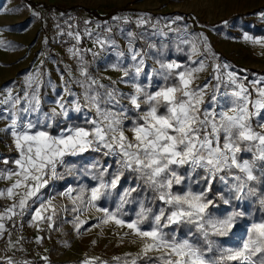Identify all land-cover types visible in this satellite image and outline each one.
Instances as JSON below:
<instances>
[{
    "label": "snow or ice",
    "instance_id": "obj_1",
    "mask_svg": "<svg viewBox=\"0 0 264 264\" xmlns=\"http://www.w3.org/2000/svg\"><path fill=\"white\" fill-rule=\"evenodd\" d=\"M259 15L264 19V9ZM124 22L128 23L126 19ZM147 23L143 17L136 20L138 27ZM68 27L61 35L74 41L68 51L80 63L83 79L76 84L81 92L76 94L65 82L64 94L53 101L55 107L44 111L38 70L26 77V88L21 92L14 94L9 88L0 98V105L4 106L0 107V119L8 121L0 131L10 134L16 153L11 162L15 167L0 170V179L12 181L0 191V198L12 201L0 212V238L7 232L4 221L25 214L30 215L32 226L38 231L42 230V223L51 229L57 208L51 198L40 199L41 189L50 180L61 178L57 169L64 164L66 156L92 151L114 160L103 165L93 163L85 170V175H91L98 182L95 186L81 188L75 197L71 196L73 189L64 195L72 199L73 212L94 209L101 214L97 217L100 223L127 228L124 235L139 240L140 252L135 256L129 254L130 258L123 261L120 257L114 258L117 264H138L139 261L145 264H257L254 258L264 264V219L251 223L246 238L236 247H217L213 239L233 232L237 221L248 213L240 202L256 197L257 186L264 185V77L245 83L247 77L241 79L227 71V64L216 63L211 66L214 83H196L197 74L208 67L205 59L216 58L202 34L203 52L195 42L181 40L191 44L194 55L202 57L192 62L196 66L185 68L161 58L156 60L159 67L148 72L147 59L162 54L137 47L136 33H126L125 52L118 50L115 39L109 35L112 28H105L103 32L86 30L82 34L71 25ZM84 36L97 49H87L93 57L116 49L117 62L111 68L122 72L119 82L129 84L130 92H122L115 86L116 81L104 84L88 73L85 50L79 47ZM243 38L264 46V39H253L247 33ZM3 46L5 42L0 40V47ZM148 48L154 49L156 44L149 43ZM125 60L130 63L126 64ZM155 77H160L163 83L154 85ZM153 86L155 90L148 91ZM72 112L94 115L85 120L87 127L65 124L58 135L49 131L58 118L67 120ZM2 163L8 165L9 159L4 158ZM113 164L116 168L109 171ZM126 171L135 174L141 183L118 192L119 202L114 210L99 206L102 198L111 196L118 188ZM193 174L204 183L201 191L194 192L190 187L183 194L174 191V186L186 180L190 183ZM215 181L225 187L227 197L223 192L220 194L225 204L237 201L234 210L223 216H214L210 211L216 206L208 195ZM141 190L145 198L138 201L140 210L136 218L123 219L121 209L135 199L133 192L139 195ZM145 200L158 201L159 207L153 211L152 207L145 206ZM37 201L38 206L33 207ZM259 202L264 206V190L260 192ZM84 223L77 215V231ZM146 223L147 228L142 227ZM182 225L190 227L185 238H178L176 229ZM22 239L10 241L12 247ZM41 240L42 237L36 238L37 243ZM42 259L47 261V257ZM8 264H13L11 258ZM82 264H95V261L85 259Z\"/></svg>",
    "mask_w": 264,
    "mask_h": 264
},
{
    "label": "rangeland",
    "instance_id": "obj_2",
    "mask_svg": "<svg viewBox=\"0 0 264 264\" xmlns=\"http://www.w3.org/2000/svg\"><path fill=\"white\" fill-rule=\"evenodd\" d=\"M35 1L53 8L51 10L35 9L22 0H0V6H2L0 40H3L6 45L0 47V98L6 95L9 88L14 94L21 92L26 88V77L38 70L42 81L40 94L44 111H50L55 107L53 101L64 94L65 82H68L67 87L76 94L81 92L76 84L77 80L83 79L80 75V63L68 51L74 41L66 35H61V31L69 30V25L82 34L86 30L103 32L105 28H112V33L109 35L115 39L119 46L118 50L125 52L127 50L126 33L128 31L136 33L137 47L150 52L160 51L162 54L155 59H147L146 63L150 66L146 68L148 72L159 67L156 60L161 58L165 62L179 63L185 68L196 66L192 62L202 57L194 55L191 44L182 43L181 40L187 39L195 42L203 52L201 34L207 37L210 52L215 54L216 58L211 59L209 56L205 59L208 67L204 72L197 74L196 83L203 84L205 81L214 83L211 80V66L216 63L227 64L229 66L227 71L236 73L241 79L247 77L245 83L254 78L257 79L258 76L263 75L260 73L264 72L260 71L264 70V46L245 41L243 38L247 33L253 39H264V19L259 15L260 10L264 9V0H125L120 4L113 3L112 5L109 2L113 0H104L106 3H100L102 0ZM116 10H123L125 14L110 15ZM89 11L101 17L109 15L106 19L99 20L95 15L88 13ZM235 14H242L244 17L232 19L231 16ZM114 17L120 19H114ZM140 17L148 21L143 27H138L136 24V20ZM178 17L180 19H177ZM125 19L128 23L124 22ZM204 23L209 25H204ZM121 29L124 30L123 34ZM149 43H155L156 48L149 49ZM79 47L85 50L84 64L91 76L104 84L116 81L115 86L122 92L131 91L129 84L119 82L122 72L111 68V65L117 62L116 49L101 52L99 56L93 57L87 52V49L93 48L92 40L87 36H84ZM93 51L97 49L93 48ZM247 62L253 68H243L237 64ZM125 63H130V61L125 60ZM253 70L259 73H252ZM141 79L143 80V77ZM143 82L147 83V81ZM162 83L160 77L154 78V85ZM154 90V86L148 89V91ZM65 99L68 97L65 96ZM0 107L4 106L0 105ZM92 115L94 114L88 112H72L67 120L58 118V122L49 131L57 130L55 132L57 133L59 128L72 122L77 126L80 119H87ZM7 123V120L0 119V129H3ZM97 155L101 154L89 151L64 158V164L59 166L58 171L61 178L56 179L55 187L51 192L45 189L57 208L53 227L49 229L47 224L42 223L40 225L42 230L38 231L32 226L30 215L26 214L28 242L22 239L19 244L12 247L10 241L15 242L19 238H16L9 230L4 239L0 238V264H8V258H11L13 264H24V262L28 264H82L85 259H94L95 264H117L114 258L120 257L123 261L130 258L129 254L135 256L140 252L139 240L134 236L124 235L128 231L127 228H120L114 223H100L97 217L101 214L94 209L80 213L73 212L72 199L64 195L69 189H73L71 196L75 197L81 188H91L98 183L92 179L91 175L84 174L93 163L105 164V161ZM4 158L11 160L10 164L16 158V153L13 151L10 134L0 131V170L15 167L3 164ZM105 158L108 162L114 160L111 157ZM115 168H110L109 171ZM183 171L182 169L181 172ZM196 181L197 179L191 180L189 183L186 180L185 183L174 186V191L183 194L190 187L192 191L199 192L202 181L199 183ZM0 186H3L1 182ZM129 187L132 185L127 181L116 192L113 190L111 196L106 197L105 200L113 196L114 201L119 202L117 193ZM263 189L264 185H258L257 196L240 202L242 208L246 207L249 211V207L254 202L260 204L259 197ZM219 190L220 194L223 192L227 197L225 187L220 182ZM5 200V204L1 203L0 211H4V208L12 203L8 204L7 199ZM221 201L223 206H216L214 211H211L214 216L226 215L234 210L237 203L235 200L231 204ZM249 214L248 212L246 216ZM77 215L80 221H86L79 231L75 227ZM259 221L251 220L245 223L240 232L229 241L217 244V247L238 246L246 238V230L250 224ZM11 224L12 220H7L8 229ZM37 237H42L39 243L36 242ZM177 237L184 238L179 235ZM133 240L137 242L133 243ZM150 255L157 254L151 253ZM42 257H47V261ZM138 264H145V262L139 261Z\"/></svg>",
    "mask_w": 264,
    "mask_h": 264
},
{
    "label": "trees",
    "instance_id": "obj_3",
    "mask_svg": "<svg viewBox=\"0 0 264 264\" xmlns=\"http://www.w3.org/2000/svg\"><path fill=\"white\" fill-rule=\"evenodd\" d=\"M24 3L29 4L31 7L35 8V9H44V10H51L53 7L50 5H47L45 3L42 2H37L35 0H22ZM58 9V8H56ZM123 10H116L110 13V15H114L116 13H121ZM92 15H95L96 18H98L99 20H104L107 18V16H99L97 13L95 12H88ZM244 17L242 14H235L233 16H231L232 19L235 18H242ZM204 25H209V24H205ZM260 35V34H258ZM252 73H259L256 71H251ZM264 75V72L260 73ZM77 126H80V122L77 123ZM53 134L55 133V130L52 131ZM98 157H100L101 159H103V161H107V159L103 156V155H97ZM111 162V161H110ZM114 165V164H113ZM112 168H115V165L112 166ZM200 180V177L196 174L193 175L192 180ZM127 181H129L130 185H132V187H135L137 184L141 183V181L138 180L137 176L135 174H131L129 172H124L123 176L121 177V183L120 185H118V189H120ZM204 188V183L202 181L201 185L199 186L200 191ZM116 190L114 192H116ZM264 190V189H263ZM114 194V193H113ZM209 198L213 199L215 201V205L218 207H222L223 203L220 199V190H219V181H215L214 182V187L213 190L211 192L208 193ZM132 197H134L135 199H131V202L125 204L123 206V208L121 209V213H122V218L125 220H131V219H135L136 218V213L140 210V205L138 203L139 200H143L145 198V193L144 191H140L139 195L136 192L132 193ZM118 202L114 201V197H110L108 200H105V198H102L101 201L98 202V204L100 206H105L108 207L110 210H114L116 208ZM145 206L146 207H152L153 211H156L157 207H159V202L158 201H151L149 202L148 200H145ZM215 206V207H216ZM215 208L210 209V211H214ZM250 214L248 216H244L241 217L238 221H237V225L234 228L233 232L229 233V235L227 236H223V237H214L213 239L216 240L217 244H222L226 241H229L236 233L240 232L244 226L245 223L251 221V220H261L264 219V207H262L260 204L254 202V204L252 206L249 207V211ZM147 223L145 225H143L142 227L147 228ZM188 225H182L180 226L178 229H176V234L179 236H183L185 238L186 234L188 233L189 230ZM173 228H175V226H173ZM165 231H170V229H166ZM257 259V264H259V260L258 258H254ZM144 262V261H142Z\"/></svg>",
    "mask_w": 264,
    "mask_h": 264
},
{
    "label": "crops",
    "instance_id": "obj_4",
    "mask_svg": "<svg viewBox=\"0 0 264 264\" xmlns=\"http://www.w3.org/2000/svg\"><path fill=\"white\" fill-rule=\"evenodd\" d=\"M123 1H125V0H113V1H111V2H109V4L110 5H112L113 3H118V4H120V3H122ZM100 3H106L104 0H102V2H100ZM119 6V5H118ZM124 12L122 11L121 13H116V14H114V15H122ZM125 14V13H124ZM113 16V15H112ZM264 35V34H263ZM238 65H239V67H249V68H253V67H251V64L249 63V62H247V63H244V64H240V63H237ZM254 71V70H253ZM260 71H264V70H260ZM259 77H264V75H262V76H258L257 78H259ZM255 79V78H254ZM85 118H82V119H80L79 121H80V123L82 124V123H84V125H86L85 124ZM74 123L72 122V123H69L68 124V126H75V125H73ZM83 124L82 125H80V126H84ZM88 125H86V126H84V127H87ZM62 128H64V126L63 127H61V128H59V130H58V132L57 133H55L54 135H58L59 134V132H60V130L62 129ZM57 129V128H56ZM57 131V130H56ZM55 131V132H56ZM9 161H11V160H9ZM10 166H14V164H12V163H10L9 164ZM0 182L2 183V185L3 186H0V191H3V190H5L8 186H10V184L12 183V181L11 180H5V179H0ZM49 198H51L50 197V195L49 194H47V190H45V188H42L41 189V192H40V199L41 200H47V199H49ZM5 198H0V207H1V203L2 204H5ZM7 201H8V204L10 203V202H12L11 200H8L7 199ZM30 203H31V201H30ZM38 204H39V201H37V203H36V205H33V207H36V206H38ZM0 212H3V210L2 211H0ZM4 223H5V226H6V229H7V232L6 233H8V231L10 230V229H8L7 228V220H6V222L4 221ZM11 223V222H10ZM6 233L3 235V239L5 238L4 236H6Z\"/></svg>",
    "mask_w": 264,
    "mask_h": 264
},
{
    "label": "built area",
    "instance_id": "obj_5",
    "mask_svg": "<svg viewBox=\"0 0 264 264\" xmlns=\"http://www.w3.org/2000/svg\"><path fill=\"white\" fill-rule=\"evenodd\" d=\"M57 170L59 171V166ZM55 182H56V179L50 180L49 185L46 186L45 189L51 192V190L55 187ZM25 217H26V214L22 217L21 216L13 217L10 230L16 238L20 239L22 237L26 242H28L26 225H25Z\"/></svg>",
    "mask_w": 264,
    "mask_h": 264
}]
</instances>
